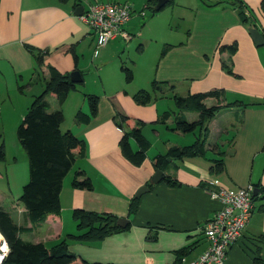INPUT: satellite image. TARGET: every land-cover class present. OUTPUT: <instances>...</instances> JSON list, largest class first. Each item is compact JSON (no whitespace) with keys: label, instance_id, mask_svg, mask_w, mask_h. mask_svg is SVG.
<instances>
[{"label":"crops","instance_id":"obj_1","mask_svg":"<svg viewBox=\"0 0 264 264\" xmlns=\"http://www.w3.org/2000/svg\"><path fill=\"white\" fill-rule=\"evenodd\" d=\"M111 1L0 0V101L7 100L14 108L12 98L15 96L14 100H18L16 95L21 96L24 103L17 112L18 119H23L31 103L26 99L34 98L27 94H32L37 81H40L39 92L43 93L49 67L59 73L77 70L84 77L83 70L94 65L102 75L110 53L124 50L123 41L131 46L139 44L133 51L143 55L142 42L148 41L143 39L144 26L132 7L131 19L123 27L130 41L117 36L93 58L95 37L74 11L80 4L85 8L86 2ZM240 1L251 13L250 23L241 20L237 9L231 5L233 0H207L202 6V2L193 0L199 14L191 18V31L186 38L179 45H172L161 58L155 81L167 82L168 86H162L161 94L157 93V99L150 104L140 106L133 101L132 96L141 90L133 81L112 89L106 88L100 77V90L86 89L87 92L79 94L80 108L85 106L83 94H100L97 115L86 125L77 123L75 132L67 129L85 143L84 157L77 158L72 170L82 171L91 180L93 190L74 189L71 181L64 179L59 197L60 215L49 217L35 230L22 235L33 233L36 239L32 243L53 245L67 235L78 234L72 212L81 209L126 219L129 228L98 242L68 240L69 251L78 258L73 264H80V260L91 264H176L180 257L186 262L199 258L208 246L202 227L221 207L212 192L219 187L264 188V45L256 47L248 32L255 28L264 38V14L260 9L262 0ZM207 7L210 10H206ZM150 42L157 43L156 40ZM234 44L236 51L232 53L227 47ZM38 54L42 60L40 68L35 62ZM211 90H223L224 100L204 101L206 107L221 106L214 117L205 122L208 136L204 156L167 160L163 174L177 180L178 186L172 187L164 181L151 184L156 170L154 158L164 156L171 147L182 146L163 143L162 152L154 157L149 154V148L143 164L133 166L119 149L121 132L115 124V114L131 119L129 129L134 126L133 120H141L146 123L144 129L161 125L175 137L185 139V135L172 131L173 118L164 124L158 123L160 116L168 112L162 111L159 101H172L168 98L169 92L185 97ZM68 96L62 104L53 95H47L45 100L49 103L47 97H51V101L56 99L58 107L49 103L50 109L62 111ZM234 102L242 105L227 106ZM183 114L188 122L199 119L196 113ZM154 133L158 134L156 130ZM199 133L198 130L193 133V143ZM242 140L243 146L240 145ZM131 147L137 149L133 140ZM217 160L223 161L224 170L214 174L210 168ZM142 186L149 190L138 199L136 211L129 216L130 200ZM253 198L252 216L240 239L228 249L225 264H253L256 256L264 264V191L260 190ZM64 212L74 224L69 220L65 226ZM20 214L21 222L18 217H11L14 223L29 227L25 210ZM181 251L182 256H179Z\"/></svg>","mask_w":264,"mask_h":264},{"label":"trees","instance_id":"obj_2","mask_svg":"<svg viewBox=\"0 0 264 264\" xmlns=\"http://www.w3.org/2000/svg\"><path fill=\"white\" fill-rule=\"evenodd\" d=\"M58 1L66 2L68 0ZM145 1V9H150L153 13L162 11L172 3V0H168L160 10H156L155 6L158 0ZM233 1L231 5L237 9L241 20L245 23H250L249 19L252 16L248 8L240 0ZM260 9L264 14V0L261 1ZM227 48L232 53L236 51L235 44ZM220 49L222 50L224 47ZM166 51L167 48L164 47L162 55ZM35 62L37 67L40 68L42 65L41 54L35 56ZM223 67L229 74L234 75L227 66L223 65ZM120 70L125 76V82L131 83L133 81L132 70L124 64L121 65ZM48 73L49 79L44 83L43 93L32 99L17 129V140L27 156L29 166V179L22 188L19 201L24 207L30 226L16 225L10 214L0 206V236L4 239L3 241L7 248V254L1 264H73L78 258L69 251L68 240L84 243L98 242L113 233L125 231L129 228V224L125 228L118 227L116 225L118 218L112 214H99L75 209L72 212V218L76 222L78 234L67 235L61 241L50 246L21 239L20 236L22 234L32 232L49 217H58L60 215L59 197L63 187V180L72 170L77 158L84 157L85 153L83 140L78 139L70 131L61 132L60 126L64 121L63 112L60 109L51 110L49 103L45 100L47 95H53L57 98L59 104H62L69 93L75 91L79 85H82L83 77L80 83L75 84L70 81L69 73H59L52 67L48 68ZM80 74L82 76V73ZM162 86L167 87L168 83L153 80L150 90L141 89L132 96V99L137 105H148L157 99L158 94H161ZM211 98L223 101V90L188 94L185 97L174 94L171 96L176 111L164 112L157 120L158 123L164 124L169 118H173L174 126L172 131H178L183 135L194 133L196 130L200 133L193 144L183 147H171L164 156L157 155L154 158L155 169L164 170L168 164V158L181 160L204 156L208 136L205 122L213 118L221 108L219 105L206 107L204 101ZM84 99L88 105L89 112L86 114L80 111L77 112L75 120L78 124L86 125L97 115L100 98L96 95L84 94ZM230 105L241 106L242 104L240 102L227 104V106ZM185 112L196 113L199 119L195 122H188L183 114ZM114 120L117 129L121 132L118 144L122 156L133 166L139 167L145 161L146 153L150 148V143L142 132L146 123L141 120H133L134 126L129 129L130 118L115 114ZM131 140L136 143V150L132 149ZM3 159L4 146L1 145L0 160ZM213 164L210 168L211 173L219 174L224 170L222 160L214 161ZM162 181L172 187L179 185L177 180L170 176H163ZM151 186V184L148 185L149 188ZM71 187L83 191L93 190L91 180L85 177L82 171L74 172ZM260 190L263 192L264 188ZM138 201L134 197L130 200L129 216L136 211ZM183 251L179 253V256H182ZM80 264L91 263L80 260ZM253 264H263V262L256 256L253 258Z\"/></svg>","mask_w":264,"mask_h":264},{"label":"rangeland","instance_id":"obj_3","mask_svg":"<svg viewBox=\"0 0 264 264\" xmlns=\"http://www.w3.org/2000/svg\"><path fill=\"white\" fill-rule=\"evenodd\" d=\"M114 1H118L124 5L127 4L131 9L133 7V9L137 11V15L139 14L141 26H144L142 36L144 40L146 39V41H148L142 42L144 53L143 55H138V52L133 51L139 44L136 45L133 43L131 46L129 43L123 41L124 50L122 51L121 49L118 52L115 51L110 53L111 55L107 58L106 67L102 75L100 72H97L96 68L93 67L94 65L83 70L84 77L82 85H79L76 91L69 94L67 103L62 107L64 121L60 126L61 132H66L68 131L67 129H72L74 132L76 131L77 122L74 121V118L77 111H81L85 114L88 113L86 100L85 106L80 108L79 94L83 91L87 92L86 89H89L91 92L100 90L101 84L98 78L101 77L102 84H104L106 88L115 89L118 85H120V87L125 85V76L120 70L122 64L132 70L135 87L147 91L150 90V80L151 82L156 80L155 72L163 57L162 49L166 47L167 50H169L170 46L179 45L180 41L186 38L189 30L191 31V18L193 15L199 14V11L196 10V3L202 2L201 6L204 2L207 3V0H194L196 3H194L193 0H172V3L162 11L153 13L150 9H145V0ZM181 5H183L182 7L184 8L186 7V9H183ZM201 8L204 9L203 7ZM206 10L210 9L207 7ZM137 15L136 17H138ZM150 40H156L157 43H152ZM90 74H95L97 77H93V75L90 76ZM39 84L40 81H37V85L32 89V94L30 93L27 95H34V97L39 95L41 93L39 92ZM87 94L100 95L95 93ZM172 95L169 92L168 98L170 99ZM14 97L11 102L14 108H11L7 100L2 102L4 99H1L0 101V146H4V159L0 160V206L4 211L10 213L12 218L17 219L18 217L17 220L21 222L20 213L24 211V207L19 201V198L22 194L23 186L29 179V166L27 156L17 140V129L22 121V119H18L17 112H19L18 110L23 106L24 101L19 95H16L18 100H14ZM50 98L51 97H47V100L51 106L57 108L56 99L51 101ZM26 100L32 101V98L29 97V99ZM159 104L163 112L173 111L175 109L173 101L167 99H162V101H159ZM246 124L250 123L246 121ZM154 130H156L158 134L154 133ZM144 135L147 140L150 141L151 146L149 154L153 157L162 152L163 143H177L183 147L192 144L195 138L193 133L185 134V139L175 137L170 130H166V128L161 125L145 128ZM240 145L243 146V140ZM73 174L74 170H71L64 179H66V181H72L74 177ZM63 218L65 226H67L69 220L74 224V222L67 217V213L65 212L62 215V219ZM21 239L33 242L36 239V235L33 233L22 235ZM1 240L3 241L4 239L0 236V242ZM46 245L50 246L52 244L47 243Z\"/></svg>","mask_w":264,"mask_h":264},{"label":"built area","instance_id":"obj_4","mask_svg":"<svg viewBox=\"0 0 264 264\" xmlns=\"http://www.w3.org/2000/svg\"><path fill=\"white\" fill-rule=\"evenodd\" d=\"M86 3L79 19L95 37L93 58H97L99 52L117 36L127 42L130 40V36L123 30L131 19L130 6L114 0ZM254 189L248 185L236 189L219 187L213 191L212 197L219 201L221 207L202 227L208 242L207 248L198 259L186 262L184 257H180L176 264H225L228 249L240 239L252 216ZM6 254L0 251V264Z\"/></svg>","mask_w":264,"mask_h":264},{"label":"water","instance_id":"obj_5","mask_svg":"<svg viewBox=\"0 0 264 264\" xmlns=\"http://www.w3.org/2000/svg\"><path fill=\"white\" fill-rule=\"evenodd\" d=\"M167 1L168 0H158L157 4L155 6V9L160 10L166 4ZM83 8H84L83 5H81V4L78 5L74 11L75 16H78V17L81 16V14L83 12ZM248 32H249V35H250V37H251V39H252V41L256 47L264 45V38H263L262 34L257 29L250 28L248 30ZM69 78H70V81L72 83H75V84L80 83L82 81V76H81L80 72L77 70L70 72ZM167 160L171 161L170 158H168ZM163 176H164L163 171L160 169H156L153 176L150 179V183L151 184L159 183L160 181H162ZM148 190H149V188L147 186H142L137 190L134 197L136 199H139L143 194L148 192ZM259 193H260V190L254 189L252 196L256 197ZM127 224H128L127 220L123 219V218H118V220L116 222V225L120 228H125Z\"/></svg>","mask_w":264,"mask_h":264},{"label":"bare ground","instance_id":"obj_6","mask_svg":"<svg viewBox=\"0 0 264 264\" xmlns=\"http://www.w3.org/2000/svg\"><path fill=\"white\" fill-rule=\"evenodd\" d=\"M1 250H3L5 253H6V250H7V248H6V244H5V242L2 241V240H1V242H0V251H1Z\"/></svg>","mask_w":264,"mask_h":264}]
</instances>
